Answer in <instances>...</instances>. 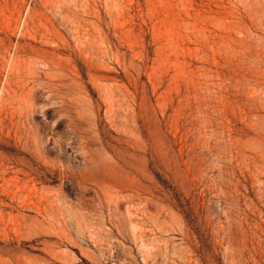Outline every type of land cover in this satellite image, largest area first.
<instances>
[{"label":"rangeland","instance_id":"374dc122","mask_svg":"<svg viewBox=\"0 0 264 264\" xmlns=\"http://www.w3.org/2000/svg\"><path fill=\"white\" fill-rule=\"evenodd\" d=\"M0 264H264V0H0Z\"/></svg>","mask_w":264,"mask_h":264}]
</instances>
